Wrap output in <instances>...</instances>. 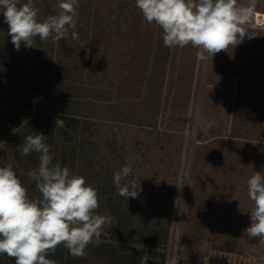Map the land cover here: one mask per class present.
Instances as JSON below:
<instances>
[{"label": "rangeland", "instance_id": "rangeland-1", "mask_svg": "<svg viewBox=\"0 0 264 264\" xmlns=\"http://www.w3.org/2000/svg\"><path fill=\"white\" fill-rule=\"evenodd\" d=\"M57 3L36 0L39 18ZM79 5V40L37 37L19 51L0 13V167L12 164L29 195H40L28 177L38 154L18 151L26 114L42 116L38 132L53 155L99 190V242L120 252L102 257L107 250L90 244L85 264H264V241L245 233L247 179L264 172V24L198 59L190 45L165 47L135 0ZM69 117L79 120L77 144L59 136L50 143L48 124ZM129 162L141 191L127 199L113 175Z\"/></svg>", "mask_w": 264, "mask_h": 264}, {"label": "clouds", "instance_id": "clouds-1", "mask_svg": "<svg viewBox=\"0 0 264 264\" xmlns=\"http://www.w3.org/2000/svg\"><path fill=\"white\" fill-rule=\"evenodd\" d=\"M258 0H135L143 19L162 30L168 48L191 46L198 59L211 58L253 38ZM79 0H58V11L39 18L36 0H0V13L8 25L15 50L33 48L36 38L47 42L79 40L76 31ZM38 154V167L28 172L39 196H30L12 164L0 167V255L15 264H58L49 257L63 246L73 258L86 256L90 244H99L106 218L98 214L99 190L86 177L54 162L43 133L29 134L21 144V156ZM131 162L113 175L119 196L136 198L141 191L131 177ZM247 193L253 202L249 238L264 241V172L247 179Z\"/></svg>", "mask_w": 264, "mask_h": 264}, {"label": "trees", "instance_id": "trees-1", "mask_svg": "<svg viewBox=\"0 0 264 264\" xmlns=\"http://www.w3.org/2000/svg\"><path fill=\"white\" fill-rule=\"evenodd\" d=\"M29 106V104H28ZM32 107V106H29ZM32 113H27L26 114V124L24 126H22L23 130L25 131V133L27 135L29 134H35V133H39L38 132V127L40 125H44V121L45 118L42 116H37V115H32ZM68 121H66L63 125H56V124H48V129L51 133V135H48V137H50V143H52L54 141V138L57 139V136L61 137L64 140H68V141H75L77 144V141L75 139V137L73 136V131H78L77 125L79 124V120L78 118L75 117H69L67 119ZM52 138V139H51ZM20 152L18 151V156L20 157ZM59 156L55 155L54 156V162H59ZM60 163V162H59ZM62 163V164H61ZM61 165L66 166L67 162L66 159L61 160ZM67 167V166H66ZM18 177L21 179V181L23 182L25 179V176L23 175V173L16 171ZM118 209H121V207L118 205L117 206ZM112 212L118 217V219H120V215L122 213L121 210H117L116 208H112ZM150 240H145V241H150L153 242L155 241L154 238H148ZM95 246H99L101 248H105V250H107L106 254L102 257H112L115 254L120 253L119 251L113 250L112 246L108 243V242H99V244H95L93 243ZM111 248V249H110ZM50 259H54L58 262V264H85L86 262V258H73L72 256L69 255L68 250L65 249L63 246H59L55 253L53 255H51L49 257ZM0 264H15V260L12 258H8L6 255H0Z\"/></svg>", "mask_w": 264, "mask_h": 264}, {"label": "built area", "instance_id": "built-area-1", "mask_svg": "<svg viewBox=\"0 0 264 264\" xmlns=\"http://www.w3.org/2000/svg\"><path fill=\"white\" fill-rule=\"evenodd\" d=\"M256 25H263L264 24V14L259 13L258 17L256 18L255 21Z\"/></svg>", "mask_w": 264, "mask_h": 264}, {"label": "water", "instance_id": "water-1", "mask_svg": "<svg viewBox=\"0 0 264 264\" xmlns=\"http://www.w3.org/2000/svg\"><path fill=\"white\" fill-rule=\"evenodd\" d=\"M146 263L147 264H162L160 260H154L153 258H147Z\"/></svg>", "mask_w": 264, "mask_h": 264}, {"label": "bare ground", "instance_id": "bare-ground-1", "mask_svg": "<svg viewBox=\"0 0 264 264\" xmlns=\"http://www.w3.org/2000/svg\"><path fill=\"white\" fill-rule=\"evenodd\" d=\"M258 13H260V12H258Z\"/></svg>", "mask_w": 264, "mask_h": 264}]
</instances>
